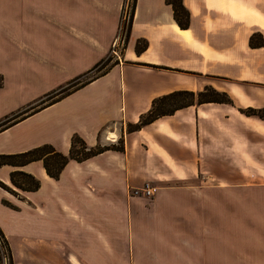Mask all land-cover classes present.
<instances>
[{
  "label": "crops",
  "instance_id": "1",
  "mask_svg": "<svg viewBox=\"0 0 264 264\" xmlns=\"http://www.w3.org/2000/svg\"><path fill=\"white\" fill-rule=\"evenodd\" d=\"M126 1L0 0V120L94 73L113 54ZM181 3L186 29L166 0H134L104 75L0 132V155L44 145L68 155L75 135L107 149L69 160L58 179L42 161L0 167L17 193L0 187L12 264H264V119L242 113L264 110V0ZM180 91L228 101L130 130ZM14 171L39 188L16 189ZM144 184L153 196H132Z\"/></svg>",
  "mask_w": 264,
  "mask_h": 264
},
{
  "label": "trees",
  "instance_id": "2",
  "mask_svg": "<svg viewBox=\"0 0 264 264\" xmlns=\"http://www.w3.org/2000/svg\"><path fill=\"white\" fill-rule=\"evenodd\" d=\"M166 3L172 7L173 17H174L175 22L178 24V26L182 29H186L189 24V15H188L187 10L183 7L181 0H166ZM133 9H134V3H133ZM261 44H262V40L260 38L258 40L257 36H252L250 38L251 46H260ZM141 48L142 47L138 45L137 51L141 50ZM104 63H105L104 61H101L100 63H98L94 67V69L96 68L95 72L99 71V69L102 67ZM109 68L104 70L103 72H100V74L94 77H91L83 82L77 81L74 83L72 82L69 83L65 88L54 93L60 96L56 97L54 100L50 101L49 103H46L45 106H48L50 104H53L61 100L62 98L74 92L75 90L85 86L92 80L104 75L109 70ZM210 92H212L213 94L217 96L224 97V95H221L214 91H206V92L198 93L197 95L191 92L180 91V92H175L170 95L157 98L153 100L150 110L144 115H142L140 117L139 122L136 125L131 126L130 130L131 131L138 130L142 126L148 125L158 118L171 115L176 110L192 105L194 104V101L196 100V98H197L196 102L199 104L206 103V102H216V103L226 102V100H223V98H220V99L218 98L203 99L202 98L206 93H210ZM50 95L51 94H48L47 98H49ZM188 97H191V100L186 102L185 99ZM45 106L41 108H44ZM242 113H244L246 116H254L259 119H264V110L247 109V110H242ZM25 117H22L18 120H15L16 118L15 114H11L10 116L4 117L3 119L0 120V132L16 124L17 122H19ZM104 150H107V149L100 147V146H97L95 148H88L86 144L84 143V141L80 137L75 135L71 139V146H70L68 155H63L55 151L54 148L50 145H44V146L29 150L27 152L20 153V154L0 155V167L4 165L22 167L34 161H42L43 167L47 175L54 179H58L61 171L66 166L69 160H75L77 162H81L94 155H97L103 152ZM115 150H123V147L121 146L120 148H116ZM10 180H11L12 185L16 189L21 190V191H35L40 186L39 181L36 180L33 176L27 173L21 172V171L12 172L10 174ZM0 187H2L3 189L9 191L10 193L14 195L17 194L15 193V191L6 187L1 182H0ZM0 234H1V231H0Z\"/></svg>",
  "mask_w": 264,
  "mask_h": 264
},
{
  "label": "rangeland",
  "instance_id": "3",
  "mask_svg": "<svg viewBox=\"0 0 264 264\" xmlns=\"http://www.w3.org/2000/svg\"><path fill=\"white\" fill-rule=\"evenodd\" d=\"M133 3H134V0H127L126 1V8L125 7L123 8L122 17H121V21H120V25H119L120 26V33H119L118 38L120 40V43H119V47L116 49L117 53H119V51H121V49H122L121 44H123V41L125 40V37H126L130 18H131L132 12H133ZM114 59H116V56L114 54H111V56L108 57V59L104 61L105 63L102 65V67L99 69V71H96V72L92 73L91 75H89L88 77H85L80 82H83V81H85L91 77H94V76L100 74V72H103L104 70L111 67L114 63ZM58 96H60V95H56L54 93H51L49 98H47V95H46L43 98H41L39 101H37L34 105H32L28 108H24V109H22L16 113H13V114H15V117H16L15 120H18L22 117H25V116L31 114L32 112L41 108L46 103H49L50 101L54 100ZM224 97L217 96V95L213 94L212 92H210V93H206L202 98L203 99H205V98H218V99L223 98V100H226V102H227L228 99L226 97L225 98ZM190 100H191V97H188L185 99L186 102L190 101ZM196 101H197V98L194 102H196ZM7 116H10V115H7ZM120 146H121L120 143L116 144V148H120ZM199 182L200 181L188 183V182L184 181V182H181L178 186H181V187H197L200 185ZM5 241H6L5 237L1 233L0 234V264H12L8 243H7V241L6 242Z\"/></svg>",
  "mask_w": 264,
  "mask_h": 264
},
{
  "label": "built area",
  "instance_id": "4",
  "mask_svg": "<svg viewBox=\"0 0 264 264\" xmlns=\"http://www.w3.org/2000/svg\"><path fill=\"white\" fill-rule=\"evenodd\" d=\"M120 40L117 37L113 44H112V53L117 56L116 49L119 47ZM153 188L149 184H144L143 187L140 189H134L132 190L131 194L132 196H137V195H144L146 198H151L153 196Z\"/></svg>",
  "mask_w": 264,
  "mask_h": 264
}]
</instances>
